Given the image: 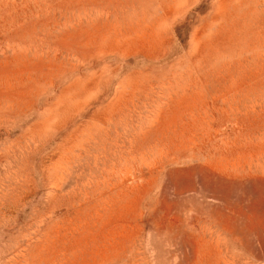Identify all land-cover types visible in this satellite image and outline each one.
Segmentation results:
<instances>
[{
	"label": "rangeland",
	"instance_id": "rangeland-1",
	"mask_svg": "<svg viewBox=\"0 0 264 264\" xmlns=\"http://www.w3.org/2000/svg\"><path fill=\"white\" fill-rule=\"evenodd\" d=\"M0 264H264V0H0Z\"/></svg>",
	"mask_w": 264,
	"mask_h": 264
}]
</instances>
